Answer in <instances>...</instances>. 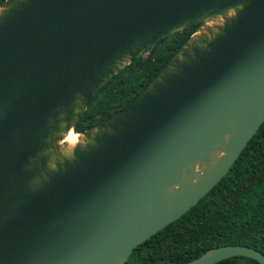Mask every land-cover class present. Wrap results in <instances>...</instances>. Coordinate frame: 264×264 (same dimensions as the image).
<instances>
[{
    "label": "water",
    "instance_id": "1",
    "mask_svg": "<svg viewBox=\"0 0 264 264\" xmlns=\"http://www.w3.org/2000/svg\"><path fill=\"white\" fill-rule=\"evenodd\" d=\"M193 25L131 102L75 131L107 82ZM263 122L264 0H4L0 264H127L221 181ZM238 256L264 264L246 246L183 264Z\"/></svg>",
    "mask_w": 264,
    "mask_h": 264
},
{
    "label": "trees",
    "instance_id": "2",
    "mask_svg": "<svg viewBox=\"0 0 264 264\" xmlns=\"http://www.w3.org/2000/svg\"><path fill=\"white\" fill-rule=\"evenodd\" d=\"M3 1L0 0V4ZM198 26L170 35L162 44L156 42L154 53L141 68L145 59L134 58L93 97L75 131L94 126L131 102L169 63ZM263 191L264 122L221 181L179 219L137 246L126 263L183 264L208 249L221 246H246L264 255ZM216 264L259 263L238 256Z\"/></svg>",
    "mask_w": 264,
    "mask_h": 264
},
{
    "label": "bare ground",
    "instance_id": "3",
    "mask_svg": "<svg viewBox=\"0 0 264 264\" xmlns=\"http://www.w3.org/2000/svg\"><path fill=\"white\" fill-rule=\"evenodd\" d=\"M79 134L70 131L64 138L63 143L69 147L74 146L78 142Z\"/></svg>",
    "mask_w": 264,
    "mask_h": 264
},
{
    "label": "flooded vegetation",
    "instance_id": "4",
    "mask_svg": "<svg viewBox=\"0 0 264 264\" xmlns=\"http://www.w3.org/2000/svg\"><path fill=\"white\" fill-rule=\"evenodd\" d=\"M153 45H154V44H153ZM153 45H152L151 47H153ZM151 47H150V48H151ZM150 48H148V49H147V50L144 52V53H147V55H146V56H144V57H143V54H144V53H142V54H141V55H139V56H140V57H142V59H146V58H147V56H148V53H149V51H150ZM144 61H145V60H144Z\"/></svg>",
    "mask_w": 264,
    "mask_h": 264
},
{
    "label": "rangeland",
    "instance_id": "5",
    "mask_svg": "<svg viewBox=\"0 0 264 264\" xmlns=\"http://www.w3.org/2000/svg\"><path fill=\"white\" fill-rule=\"evenodd\" d=\"M146 55H147V53H144V54H143V57L146 56Z\"/></svg>",
    "mask_w": 264,
    "mask_h": 264
},
{
    "label": "clouds",
    "instance_id": "6",
    "mask_svg": "<svg viewBox=\"0 0 264 264\" xmlns=\"http://www.w3.org/2000/svg\"><path fill=\"white\" fill-rule=\"evenodd\" d=\"M5 11V9L3 10V12Z\"/></svg>",
    "mask_w": 264,
    "mask_h": 264
}]
</instances>
